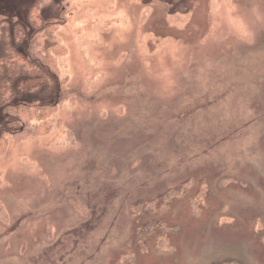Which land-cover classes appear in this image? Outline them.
Listing matches in <instances>:
<instances>
[{
  "label": "rangeland",
  "instance_id": "rangeland-1",
  "mask_svg": "<svg viewBox=\"0 0 264 264\" xmlns=\"http://www.w3.org/2000/svg\"><path fill=\"white\" fill-rule=\"evenodd\" d=\"M37 1L0 0V34L21 26L30 59ZM41 14L59 24L43 41L65 52L59 85L22 77L11 103L57 109L50 133L14 143L0 100V264H264V0Z\"/></svg>",
  "mask_w": 264,
  "mask_h": 264
},
{
  "label": "trees",
  "instance_id": "trees-1",
  "mask_svg": "<svg viewBox=\"0 0 264 264\" xmlns=\"http://www.w3.org/2000/svg\"><path fill=\"white\" fill-rule=\"evenodd\" d=\"M50 2L51 0H39L28 11L27 20L29 26L36 31V33L32 35L35 59H30L28 56L23 55V53L13 48V45L24 42V30L21 26L14 25L13 27V45L9 44V37L3 32L5 30L2 31L4 36L0 34V42L4 39L3 42L6 45L5 55L0 59V73L3 71L4 74L1 76L0 100L5 108L10 109L9 114L11 119L14 120L13 122H17L19 125L16 132L10 134V139L14 143H19L28 137L45 136L52 130L51 119L52 115L56 112L57 104L25 106L16 104L15 102L11 103L13 99V81L19 80L22 77L21 81L29 80L27 83H30V88L37 87L39 84H44L48 88L53 89L55 85H59V82L55 81L58 80V78L51 71L59 73L57 65L58 59L63 57L65 52H63L61 47L56 45V43L45 48L43 44L45 39L54 41L55 33L59 25L57 23H50L48 25L43 24L41 13ZM5 25L6 23H3L2 27ZM64 81L63 79V82ZM5 143L6 141L1 142L3 146ZM3 150H1L0 153ZM5 216L6 214L0 208V221L5 222ZM151 233L152 229L149 227L143 228L142 234L144 237L142 240H145Z\"/></svg>",
  "mask_w": 264,
  "mask_h": 264
}]
</instances>
